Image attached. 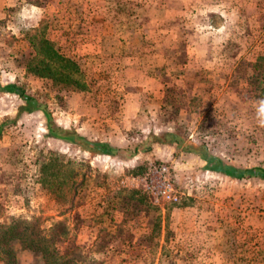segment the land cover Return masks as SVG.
<instances>
[{"label": "rangeland", "instance_id": "obj_1", "mask_svg": "<svg viewBox=\"0 0 264 264\" xmlns=\"http://www.w3.org/2000/svg\"><path fill=\"white\" fill-rule=\"evenodd\" d=\"M33 1L41 0H0V74L5 66L26 71L36 53L21 39L24 25H30L36 42L48 41L73 58L84 88L26 71L15 83L39 108L24 106L13 94L0 95V224L21 219L38 220L45 230L55 226L59 251L74 244L93 264H264V178L207 174L196 159L207 152L238 171L264 170V101L249 85L251 63L264 55V0L244 5L234 25H226L220 72L183 60L186 45L173 43L170 34H162L169 25H160L169 58L159 69L166 75L164 97L137 110L136 118L123 105L138 103L139 96L125 92L132 88L125 87V64L112 44L115 34L135 35L134 25H127L134 17L103 31L98 21L81 25L84 0L71 1L69 16L62 5L42 3V12L28 7ZM115 1L126 19L132 4H91L98 10ZM104 17L115 24L118 15L110 9ZM103 33L106 52H99ZM141 119L149 123L138 124ZM75 129L109 145L115 156L66 142L65 131ZM189 154L196 156V168L187 169ZM158 167L167 168L175 200L155 202L144 188ZM188 206L192 213L184 212ZM10 246L16 264H46L20 241Z\"/></svg>", "mask_w": 264, "mask_h": 264}, {"label": "crops", "instance_id": "obj_2", "mask_svg": "<svg viewBox=\"0 0 264 264\" xmlns=\"http://www.w3.org/2000/svg\"><path fill=\"white\" fill-rule=\"evenodd\" d=\"M71 1L72 0H54V2L51 0L33 1V3H28V7L35 8L42 12L47 8H42L40 5L42 3L44 5L48 4L50 7H52V5L53 7L62 5L66 8L67 15L69 16V12L72 10ZM92 1L93 0H84L85 9L80 19L81 25H92L93 22L98 21L102 24L100 28L104 31L105 29L109 30V28H113V25H126L124 23H127L129 15L134 17V22L128 21L130 24L127 25H134L136 31L134 33L135 35L116 36L115 34V37H112V44L115 45L113 46L114 48L116 47L114 52L121 56V61L125 64L123 67L125 87L132 88L126 89L125 92L134 95V97L136 95L139 96L138 103L136 102L130 105L127 99L128 103H124L123 105L124 109L127 108L130 111L132 110V118H136L137 116H141L138 115L136 112L137 110L144 111L150 108V104L156 103V101L164 97V76L166 75L159 72V69H162L168 64L169 58L167 57L166 50H164V42L160 40V25H169L166 30L162 31V34H170L173 43L179 41L181 44L186 45V54L183 55V60L188 61V63L189 61L197 62L203 65L202 68H204L205 71L217 70L220 72L225 60L223 59L224 55L222 51L226 43V30L227 28L230 30L226 25H234L232 23L236 22V15L241 11L244 5L257 6V2L262 0H121L123 6H130V4H132V10L130 9V13H127L126 19H122V17L125 16V12L121 11L118 2L107 3L108 5L106 7H100L98 10H95L96 8L94 9L92 7ZM110 9L117 12L119 17V19L117 17V22L115 24L112 20H105L104 15L106 11ZM94 13L96 15H93ZM252 17H256V15ZM179 25L181 29L177 30ZM30 27L32 26L24 25V30L27 32L21 33L22 41L28 46H30V41L34 40L32 36L33 33H30L34 31H30ZM21 30L23 29L21 28ZM156 30L158 31V38L154 37V31L156 32ZM176 30L177 32L175 34ZM189 34H191V38H193L190 40L187 39V42L186 38L189 37ZM102 35V37L97 38V42L101 47L99 48V52L104 51L102 46L108 34L105 36L103 33ZM89 43L91 44V42ZM89 43H87V41L84 42L85 45ZM16 55L17 54H11V57H16ZM235 59L236 58H234V60ZM218 67L220 69H218ZM25 72L23 68H17L15 66L14 70L12 67L5 66L0 74V79L2 80V82L0 81V95L9 96L13 94L24 101L21 89L15 82L19 73L24 74ZM1 83L4 85H1ZM143 97L146 104L141 102ZM25 103L28 104L24 101V106H26ZM144 104L145 106H142ZM141 120L142 122L137 123L141 125H147L149 123L146 119ZM129 121H131V119ZM133 123L136 124L135 121H133ZM78 131L81 132L80 130ZM78 131L76 129L74 132L68 131L70 135L67 133H65V135L66 137L69 136V139L75 140L74 142L76 143L79 142L80 139L76 140L77 138H72L71 136L76 135L81 139L83 138L90 143H94ZM3 138H6V136ZM63 138L64 137L61 136V139ZM137 153L131 156L135 157ZM106 154L113 156L110 153ZM204 156L218 160L220 163H217V167L222 166L221 168L225 169L230 167L219 157L205 152L198 153V158L190 155V157H188L189 164L187 169L196 168V166L192 167L191 163H194L197 159L202 172L207 174H227L229 178H234L228 173H224L220 170H208L206 168L207 162L202 158ZM261 177L264 178V176H260V178ZM183 210L184 212L188 210V212L192 213L194 208L188 206L184 207Z\"/></svg>", "mask_w": 264, "mask_h": 264}, {"label": "trees", "instance_id": "obj_3", "mask_svg": "<svg viewBox=\"0 0 264 264\" xmlns=\"http://www.w3.org/2000/svg\"><path fill=\"white\" fill-rule=\"evenodd\" d=\"M30 45L36 53L27 59L25 68L28 73L42 79L50 80L54 84L70 85L74 90H83L84 84L81 82L83 74L76 62L63 56L48 41L39 40L36 42L34 39L30 41ZM250 67L251 80L249 85L252 87L250 91L254 93L253 96H256L258 101L263 102L264 55L257 57L256 61L253 64L251 63ZM21 94L23 100L30 105L32 110L40 107L35 99L26 97L23 91H21ZM49 132H52L51 127H49ZM65 132L70 135L68 131ZM71 137L77 138L76 140L80 139V141L76 143L74 142L75 140L69 139V136L65 138V141L77 144L83 151L115 154L107 144L90 143L76 135ZM202 158L207 162L206 168L208 170H220L234 178L241 179L244 177L264 176V170L260 168H250L241 171L233 167H227L225 169L221 168L222 166L217 167L216 165L219 161L214 158L212 159L206 156ZM134 193L137 194L135 191ZM60 234L61 232L59 233L55 226L49 230L42 229L38 220L28 222L17 219L12 220L8 224H0V263L16 264L15 255L10 243L18 240L25 249L41 253L44 256L46 264H93V261L86 257L84 253L80 252L79 247L74 244L61 253L56 246ZM65 235V241H69L67 234Z\"/></svg>", "mask_w": 264, "mask_h": 264}, {"label": "built area", "instance_id": "obj_4", "mask_svg": "<svg viewBox=\"0 0 264 264\" xmlns=\"http://www.w3.org/2000/svg\"><path fill=\"white\" fill-rule=\"evenodd\" d=\"M144 182V188L153 196L155 202L175 200L174 189L168 178L166 167L152 169Z\"/></svg>", "mask_w": 264, "mask_h": 264}]
</instances>
